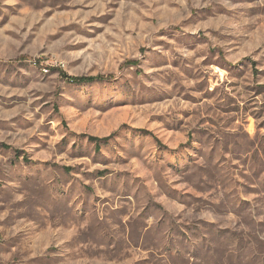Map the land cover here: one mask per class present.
I'll list each match as a JSON object with an SVG mask.
<instances>
[{
  "label": "rangeland",
  "instance_id": "obj_1",
  "mask_svg": "<svg viewBox=\"0 0 264 264\" xmlns=\"http://www.w3.org/2000/svg\"><path fill=\"white\" fill-rule=\"evenodd\" d=\"M0 264H264V0H0Z\"/></svg>",
  "mask_w": 264,
  "mask_h": 264
},
{
  "label": "trees",
  "instance_id": "obj_2",
  "mask_svg": "<svg viewBox=\"0 0 264 264\" xmlns=\"http://www.w3.org/2000/svg\"><path fill=\"white\" fill-rule=\"evenodd\" d=\"M100 79L101 78H99V77H81V78L71 79V81L77 82V83H91L94 81H98ZM109 138H110V136L107 138H103V139L88 137V140L91 142L99 143V142H104V141L108 140Z\"/></svg>",
  "mask_w": 264,
  "mask_h": 264
}]
</instances>
